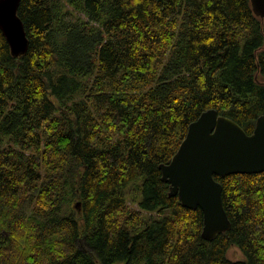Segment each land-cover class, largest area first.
<instances>
[{
  "label": "trees",
  "instance_id": "1",
  "mask_svg": "<svg viewBox=\"0 0 264 264\" xmlns=\"http://www.w3.org/2000/svg\"><path fill=\"white\" fill-rule=\"evenodd\" d=\"M19 16L27 54L0 30V264H264V173L215 176L232 228L206 241L160 170L203 112L248 134L264 114L251 0H22Z\"/></svg>",
  "mask_w": 264,
  "mask_h": 264
},
{
  "label": "water",
  "instance_id": "2",
  "mask_svg": "<svg viewBox=\"0 0 264 264\" xmlns=\"http://www.w3.org/2000/svg\"><path fill=\"white\" fill-rule=\"evenodd\" d=\"M22 0H0V30L14 57L27 54L30 42L19 16ZM264 19V0H251ZM162 181L184 208L203 212L202 238L213 241L232 228L223 204V186L215 176L264 173V114L248 134L234 120L210 109L190 124L186 138L168 164L160 165ZM80 208V203L77 204Z\"/></svg>",
  "mask_w": 264,
  "mask_h": 264
},
{
  "label": "rangeland",
  "instance_id": "3",
  "mask_svg": "<svg viewBox=\"0 0 264 264\" xmlns=\"http://www.w3.org/2000/svg\"><path fill=\"white\" fill-rule=\"evenodd\" d=\"M228 258L233 260V261H243L245 260V256L243 252L237 248V247H232L230 251L228 252Z\"/></svg>",
  "mask_w": 264,
  "mask_h": 264
}]
</instances>
